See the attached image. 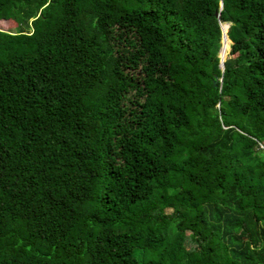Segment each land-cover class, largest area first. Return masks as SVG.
Instances as JSON below:
<instances>
[{"label":"trees","instance_id":"1","mask_svg":"<svg viewBox=\"0 0 264 264\" xmlns=\"http://www.w3.org/2000/svg\"><path fill=\"white\" fill-rule=\"evenodd\" d=\"M8 20L0 264H264V0H0Z\"/></svg>","mask_w":264,"mask_h":264},{"label":"rangeland","instance_id":"2","mask_svg":"<svg viewBox=\"0 0 264 264\" xmlns=\"http://www.w3.org/2000/svg\"><path fill=\"white\" fill-rule=\"evenodd\" d=\"M15 27H16V23L14 22V21H12V20H8V21H2V22H0V29H2V30H7V31H11V32H14L15 31ZM225 27V26H224ZM223 26H222V31H223V34H224V31L226 30L227 31V29H225ZM223 37H224V35H223ZM222 40L223 39H221V45H222ZM229 45H230V41H229ZM228 51H229V48H228V50H227V53H228ZM221 54H222V50H221V53L219 54L220 55V57H221ZM226 56H227V54H226ZM226 58V57H225Z\"/></svg>","mask_w":264,"mask_h":264},{"label":"water","instance_id":"3","mask_svg":"<svg viewBox=\"0 0 264 264\" xmlns=\"http://www.w3.org/2000/svg\"><path fill=\"white\" fill-rule=\"evenodd\" d=\"M217 15H219V13H217ZM220 27H221V25H220ZM223 31H222V27H221V39H223ZM220 51H221V48H220V50H219V53H220ZM219 57H220V55H219ZM224 60L225 59H222L221 57H220V68L222 69V71H223V68H224V66H223V62H224ZM217 81H218V78H216L215 77V79H214V81H213V84L214 85H216V83H217Z\"/></svg>","mask_w":264,"mask_h":264},{"label":"clouds","instance_id":"4","mask_svg":"<svg viewBox=\"0 0 264 264\" xmlns=\"http://www.w3.org/2000/svg\"><path fill=\"white\" fill-rule=\"evenodd\" d=\"M228 24V23H227ZM220 25H221V23H220ZM228 26H229V24H228ZM221 28V27H220Z\"/></svg>","mask_w":264,"mask_h":264}]
</instances>
